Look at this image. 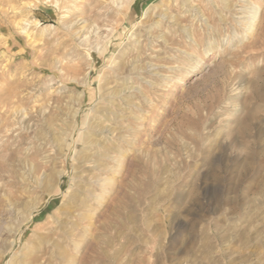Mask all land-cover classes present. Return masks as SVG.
<instances>
[{"label":"rangeland","instance_id":"1","mask_svg":"<svg viewBox=\"0 0 264 264\" xmlns=\"http://www.w3.org/2000/svg\"><path fill=\"white\" fill-rule=\"evenodd\" d=\"M0 264H264V0H0Z\"/></svg>","mask_w":264,"mask_h":264},{"label":"bare ground","instance_id":"2","mask_svg":"<svg viewBox=\"0 0 264 264\" xmlns=\"http://www.w3.org/2000/svg\"><path fill=\"white\" fill-rule=\"evenodd\" d=\"M252 15H254L255 14V8L253 9V12L251 13ZM250 24H248L247 26H246V28H245V30L246 31H249V29H250ZM100 186H102V188L104 189V186H105V182L103 181L102 183H101V185Z\"/></svg>","mask_w":264,"mask_h":264}]
</instances>
